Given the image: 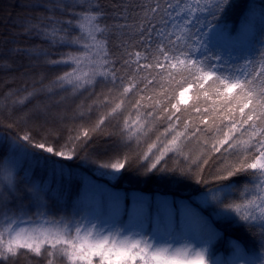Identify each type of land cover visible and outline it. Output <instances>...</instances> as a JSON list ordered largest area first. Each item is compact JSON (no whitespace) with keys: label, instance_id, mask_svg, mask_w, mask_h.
<instances>
[{"label":"snow or ice","instance_id":"1","mask_svg":"<svg viewBox=\"0 0 264 264\" xmlns=\"http://www.w3.org/2000/svg\"><path fill=\"white\" fill-rule=\"evenodd\" d=\"M22 9L0 57L39 71L0 97V264H264V0ZM68 92L94 97L74 126ZM129 172L155 189L108 183Z\"/></svg>","mask_w":264,"mask_h":264},{"label":"trees","instance_id":"2","mask_svg":"<svg viewBox=\"0 0 264 264\" xmlns=\"http://www.w3.org/2000/svg\"><path fill=\"white\" fill-rule=\"evenodd\" d=\"M4 0H0V2H3ZM8 2L7 8L1 9L0 11V54H3L7 51L8 48L13 47V44H5L4 41L10 39V37L14 34H18L20 31L17 28H14V23L17 22L19 17H22L27 14V12L22 9V5L24 3L29 2V0H6ZM32 2H35V0H32ZM236 16H232L229 18V24H235L236 23ZM20 45H25L27 42L23 39H20L17 41ZM34 64V62L29 61L24 58H13L8 57L7 60L0 57V97H3V94L7 92L9 89L12 88H23L25 86H31L32 84V77L37 75L38 69L36 70V73L31 72L28 65ZM59 71V70H57ZM55 75V72H49L48 77L52 78ZM47 82V81H45ZM99 91V89H97ZM62 96L66 97L63 105L59 109L60 111H63L67 115L66 124L69 126H74V124H78L80 121L79 119L75 120L73 122L72 117L76 112L77 105L83 104L85 106V109L88 104L92 103V99L88 98V93H85L83 96L76 97L71 92L68 93H62ZM42 99V97H41ZM36 101H33L35 103ZM183 107V106H182ZM95 113L93 114V118H95ZM73 165V170L76 173L88 175L89 173L84 171V168H87V166H84L83 168L76 167L77 164H79V161L70 162ZM99 182L104 183L106 181L100 180ZM112 185L116 186L117 190H126V191H132V190H143V191H149L154 190L156 185L154 182L145 184L142 182L141 178H137L135 175H133L131 172L126 173L123 178H121L118 182L112 181L108 182ZM186 193H177V195H183ZM221 231L224 233L225 240L229 237H234L239 235L235 229L233 228H222ZM217 247L223 251L224 249V241H220L217 244ZM37 258L29 259H21L20 264H32V262Z\"/></svg>","mask_w":264,"mask_h":264},{"label":"rangeland","instance_id":"3","mask_svg":"<svg viewBox=\"0 0 264 264\" xmlns=\"http://www.w3.org/2000/svg\"><path fill=\"white\" fill-rule=\"evenodd\" d=\"M8 5L9 4L6 0H4L3 2H0V11H1V9L9 7Z\"/></svg>","mask_w":264,"mask_h":264}]
</instances>
